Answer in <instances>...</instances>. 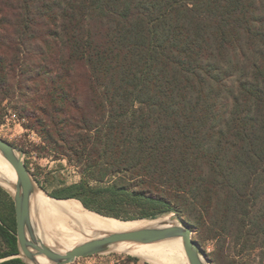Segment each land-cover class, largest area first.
<instances>
[{
    "label": "trees",
    "instance_id": "1",
    "mask_svg": "<svg viewBox=\"0 0 264 264\" xmlns=\"http://www.w3.org/2000/svg\"><path fill=\"white\" fill-rule=\"evenodd\" d=\"M8 109L78 170L51 197L174 212L264 264V0H0V124ZM0 242L25 264L1 186Z\"/></svg>",
    "mask_w": 264,
    "mask_h": 264
},
{
    "label": "water",
    "instance_id": "2",
    "mask_svg": "<svg viewBox=\"0 0 264 264\" xmlns=\"http://www.w3.org/2000/svg\"><path fill=\"white\" fill-rule=\"evenodd\" d=\"M0 152L11 165L16 175L14 183L2 178L4 183L14 188L13 194H10L5 188L0 186L12 197L15 213L16 238L19 249L18 256L22 258L26 264H29L27 262L28 260L35 261L37 256H43L49 264H69L77 258L105 253L108 248L114 244L125 242L151 244L172 238H181L182 247L189 264H211L198 241L193 238L192 225L177 213H173L169 221L163 224L148 225L133 230L93 236L89 240L75 245L64 253H60L48 247L41 239L37 238L36 228L33 223V218L31 217L30 196L35 190L36 184L31 178L23 161L22 152L15 148L9 141L1 137ZM83 208L85 207L83 206ZM91 212L105 218L117 219L103 216L94 211ZM117 220L127 221L121 219Z\"/></svg>",
    "mask_w": 264,
    "mask_h": 264
},
{
    "label": "bare ground",
    "instance_id": "3",
    "mask_svg": "<svg viewBox=\"0 0 264 264\" xmlns=\"http://www.w3.org/2000/svg\"><path fill=\"white\" fill-rule=\"evenodd\" d=\"M2 178L14 183L16 175L0 152V184L6 185L8 190L1 186L13 194L14 188L4 183ZM30 211L31 217L35 218L38 224V228H36L37 238L41 239L48 247H54L52 248L54 250L57 248L62 253L93 236L163 224L168 222L173 215L167 214L155 219L127 221L105 218L83 208L76 199L58 200L51 198L37 186L30 196ZM66 241L70 242L69 245H66ZM181 244V238H172L151 244L125 242L110 246L105 254L129 251L152 264H189L186 256H180Z\"/></svg>",
    "mask_w": 264,
    "mask_h": 264
},
{
    "label": "rangeland",
    "instance_id": "4",
    "mask_svg": "<svg viewBox=\"0 0 264 264\" xmlns=\"http://www.w3.org/2000/svg\"><path fill=\"white\" fill-rule=\"evenodd\" d=\"M13 112L14 110L8 109L4 115V119L0 124V137L9 141L15 148L22 152L23 161L36 186L50 196L51 193L58 191L62 187L78 182L80 176L77 168L65 158L55 159L52 157V154L39 149L38 146L42 144L39 136L34 131L25 128L23 125L25 122L20 118L18 119ZM2 186L7 189L6 185ZM173 213L174 212L169 214ZM33 223L35 228H38L35 218H33ZM192 235L206 253L211 264H237V259L239 264H254L256 262L255 252L248 255L246 254L243 257H237V255H235L237 247L233 248V244L224 245L221 248L216 244L215 240L201 241L197 237L194 227ZM65 243L69 245L70 242L66 241ZM55 249L61 252L59 249ZM180 256H185L182 244ZM15 257H19L18 254ZM35 259V261L28 260V262L30 264H49L42 256H37ZM3 260L4 259H0V264ZM21 260L23 261L22 258ZM127 260L129 262L128 264H152L143 257L132 254L129 251H118L106 254L101 253L77 258L69 264H118L120 262H126ZM248 260L251 262L248 263ZM23 263L26 264L24 261Z\"/></svg>",
    "mask_w": 264,
    "mask_h": 264
},
{
    "label": "crops",
    "instance_id": "5",
    "mask_svg": "<svg viewBox=\"0 0 264 264\" xmlns=\"http://www.w3.org/2000/svg\"><path fill=\"white\" fill-rule=\"evenodd\" d=\"M30 264V263H29Z\"/></svg>",
    "mask_w": 264,
    "mask_h": 264
}]
</instances>
